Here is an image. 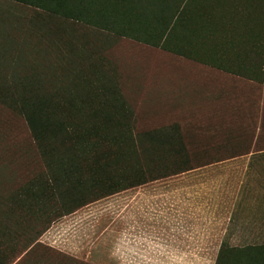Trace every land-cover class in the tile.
Instances as JSON below:
<instances>
[{"label": "rangeland", "instance_id": "obj_1", "mask_svg": "<svg viewBox=\"0 0 264 264\" xmlns=\"http://www.w3.org/2000/svg\"><path fill=\"white\" fill-rule=\"evenodd\" d=\"M54 3L68 20L42 14L18 44L0 39V67L20 45L15 80H40L60 95L83 157L98 156L89 140H111L86 185L125 188L146 168H169L162 160L180 150L170 145L173 126L191 165L264 149V0ZM35 12L0 0V20L12 28ZM77 12L89 19L78 22ZM94 109L116 110V125L103 127ZM150 135L158 147L141 144ZM247 165L227 161L195 181L130 188L51 219L52 173L25 120L0 104V264H264L256 250L219 256L224 239L264 245V169ZM54 167L68 190L78 188L73 206L80 172Z\"/></svg>", "mask_w": 264, "mask_h": 264}, {"label": "trees", "instance_id": "obj_2", "mask_svg": "<svg viewBox=\"0 0 264 264\" xmlns=\"http://www.w3.org/2000/svg\"><path fill=\"white\" fill-rule=\"evenodd\" d=\"M17 1L22 2L27 6V8L31 7L36 9V14L29 18L24 15L17 17V23H15V25H21L18 29L17 27L12 28L11 25H9V22H3L0 20L1 41L6 40V42H9L11 40L16 43L19 42L21 36H27L32 33L30 27H36L38 26L36 24H42L40 22L46 20L45 16H42V14H48L50 17L57 18L59 21L63 22H65L64 20H68V18H64L62 15H59V12L55 7L54 0ZM77 13L79 15V17L76 18L78 22L81 20L85 21L84 19H89V16H84L80 12ZM62 18H64V20ZM27 25H29V28H27ZM21 52L22 51H20L19 45V48H17V51L13 52L10 59L3 61L1 64L0 104L25 120L33 143L44 165L47 167L48 171L52 173L51 195L54 198V203L52 204L51 216L49 213L46 214V216L49 215L51 219L55 217H63L64 215L70 214L82 206L116 195L130 188L142 187L151 183L165 184L169 183V181H195V179H198L201 176H208V174H210V170L204 171L202 169L224 160L216 157L203 164L191 165L192 159L185 150L186 144L179 138L178 135L179 127L173 126L169 128V130L172 131L171 135L177 136L178 138H170V145H176L180 150L177 155L165 156L162 160V163H171L169 168H146L144 172L141 173V176L134 179L131 184L125 188H123L124 186H113V189L110 188V190L106 188L104 184H100L103 180L97 181L95 186L86 185V180L91 177V174H93L96 163H104L106 161V159L102 158L105 152L102 156L99 155L103 150L112 147V142L107 138L89 140L94 147V149L91 150L93 151L92 153L98 152V156L92 159L89 158L90 156L83 157L81 155L83 153L78 150L77 129L79 125L70 119L71 116L68 114L69 111L66 109V105L61 101L60 95L44 88L40 80L32 81V78L27 79L25 76L23 77V80H15L17 77H15L14 74H18V53ZM3 67H5L6 70L3 69ZM90 111L92 115L104 123L102 125L103 127L109 128L116 125V123H114V119L112 120V116L115 115L114 113L116 110L111 113L109 110L100 109ZM78 114L79 112H77L76 115ZM105 117H109L110 120ZM109 121H111L112 124H110ZM117 126L126 127L127 125H125V123H117ZM128 126L130 127V124H128ZM141 144L148 147H158L157 145H159L158 139H155L154 136L151 137V135L145 142H141ZM62 162H65L67 165L70 164L74 166V168H76L75 170L80 172L78 175H81L78 177V181L79 186L82 188V196L79 201L73 204V206L67 205V201L76 199L74 198V196H76L74 191H78V188L74 187V189L72 188V190H68L67 188L69 187L64 184L66 182H62L58 175L54 172V166ZM185 175H188L187 179H184V177L177 179ZM57 196H59L63 201L62 204L57 202ZM231 221L232 216L229 219V222ZM36 241V238L31 241V245L29 246L31 249L26 251L24 257L21 259L22 262L31 259V253L37 246ZM251 250L264 252V245H246L243 247L232 246L224 239L220 244L219 256L225 253L234 255ZM63 258L68 259L65 257Z\"/></svg>", "mask_w": 264, "mask_h": 264}, {"label": "crops", "instance_id": "obj_3", "mask_svg": "<svg viewBox=\"0 0 264 264\" xmlns=\"http://www.w3.org/2000/svg\"><path fill=\"white\" fill-rule=\"evenodd\" d=\"M242 157L248 158V165L247 166H249L250 168L255 166V165H257V163H260L262 168L264 169V149L259 150V151H254V152H250V151L240 152L239 151V152H237L235 154H232V155H229V156H226V157H223V158L218 157V158L224 159V160L219 162V163L212 164L209 167H217V166H219L221 164H225L227 161H234V160L242 158ZM217 172H220V171H217ZM197 197L200 198L199 196H197Z\"/></svg>", "mask_w": 264, "mask_h": 264}]
</instances>
